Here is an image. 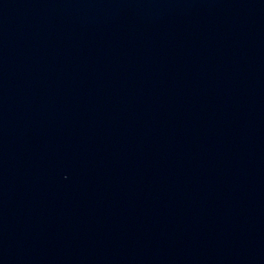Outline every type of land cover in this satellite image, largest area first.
<instances>
[{
	"label": "water",
	"instance_id": "1",
	"mask_svg": "<svg viewBox=\"0 0 264 264\" xmlns=\"http://www.w3.org/2000/svg\"><path fill=\"white\" fill-rule=\"evenodd\" d=\"M0 264H264V0H0Z\"/></svg>",
	"mask_w": 264,
	"mask_h": 264
}]
</instances>
